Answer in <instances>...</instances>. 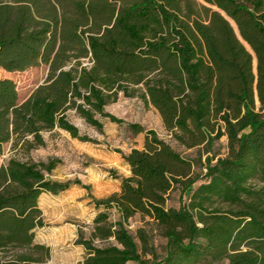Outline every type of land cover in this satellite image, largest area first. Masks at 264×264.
Listing matches in <instances>:
<instances>
[{"label":"trees","instance_id":"1","mask_svg":"<svg viewBox=\"0 0 264 264\" xmlns=\"http://www.w3.org/2000/svg\"><path fill=\"white\" fill-rule=\"evenodd\" d=\"M40 65L47 76L24 100L0 78V154L14 151L0 166V264H48L40 197L81 182L53 179L59 160L31 154L56 129L95 141L72 109L99 129L97 114L122 123L106 111L121 93L157 109L191 152L150 130L123 153L131 173L93 198L76 264H264V0H0V67Z\"/></svg>","mask_w":264,"mask_h":264},{"label":"rangeland","instance_id":"2","mask_svg":"<svg viewBox=\"0 0 264 264\" xmlns=\"http://www.w3.org/2000/svg\"><path fill=\"white\" fill-rule=\"evenodd\" d=\"M47 73L45 65L32 66L23 71H6L0 67V78L9 77L15 81L21 100L27 98L45 80ZM106 111L121 118L123 122L118 123L97 114L96 117L103 123L99 129L74 109L69 111V119L81 133L95 141H82L63 129H56L46 132L47 145L31 154L37 161L50 158L59 160L51 174L53 179L81 182L72 184L59 194L44 192L40 197L45 225L36 230V240L50 246L48 264H76L85 257L86 249L77 243V239L81 230L89 232L98 211L93 198H103L119 190L121 177L131 173L122 154L133 148H143L147 131L153 130L158 137L183 154L191 152L172 138L157 109L147 105L139 96L127 97L121 93L116 101L106 106ZM132 123L140 124L144 130L135 132L130 126ZM226 144L227 139L223 137L219 142L222 152L226 151ZM13 154L9 143L0 154V166ZM169 202L177 205V192L172 194ZM144 225L141 216L136 215L130 220L128 228L137 235V229ZM151 239L156 253L162 258L165 255V238L155 233ZM137 240L141 246L140 240Z\"/></svg>","mask_w":264,"mask_h":264}]
</instances>
